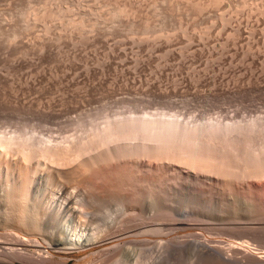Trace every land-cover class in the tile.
<instances>
[{
  "label": "rangeland",
  "instance_id": "374dc122",
  "mask_svg": "<svg viewBox=\"0 0 264 264\" xmlns=\"http://www.w3.org/2000/svg\"><path fill=\"white\" fill-rule=\"evenodd\" d=\"M43 111L61 118H47L51 123L39 116ZM104 112L162 113L197 125L256 123L260 136L249 144L263 150L264 0H0V133L37 138L69 118ZM7 158L0 168L3 247L17 236L70 246L49 249L41 258L28 248L21 254H29L28 262L35 256L44 258L39 264H264L257 258L264 256V177L235 179L193 168L196 173L172 174L173 168L189 167L144 158L150 183L138 200L142 231L123 223L127 202L113 199L93 210L87 205L84 219L83 207L66 212L55 181L39 179L31 206L41 225L31 232L18 222L19 206L12 200L22 177L15 160ZM135 230L142 239L136 245L127 237ZM106 235L114 241L78 249ZM245 244L251 255L244 253ZM17 258L14 263L23 264Z\"/></svg>",
  "mask_w": 264,
  "mask_h": 264
},
{
  "label": "bare ground",
  "instance_id": "6f19581e",
  "mask_svg": "<svg viewBox=\"0 0 264 264\" xmlns=\"http://www.w3.org/2000/svg\"><path fill=\"white\" fill-rule=\"evenodd\" d=\"M74 112H75V109H72L70 111V113H74ZM104 113L105 114L88 113V114H83L78 118L68 117L69 119L66 117L68 119L67 121H65L66 119L64 118L65 120L64 119L62 120H64L65 122H62V124L59 122V126H57L58 124H56V126L58 127V129L55 127V130L57 129L56 131H54L53 128L49 129V130H52L51 133H49L51 135H45L39 132L41 135L38 136L37 138H35L37 136L36 135L37 133L33 137H31L32 136L31 133H30L31 136H24L26 135V133L22 136L17 135V133L14 134V132L13 133L9 132L5 134H3V132H1L2 134L0 133V168L3 166L4 163L7 164V162H4V159L7 157L8 158L6 160H10L9 157H11L13 158V161L15 160L16 165L19 166V170H20L19 172L21 174V176L20 174L19 176L22 177V181L20 180L22 182V187L16 191L17 192V195L15 194L16 196L12 194L14 195L12 201L14 204L16 203L19 206L18 208V206L16 205V207L20 210L18 212L21 214V220H18V222L20 221L25 226H27L29 231L39 230L40 225H41L39 223V221L41 220H38L37 218V216L39 217L40 214L35 215L36 213L33 212V209L31 206V203H32L31 191L34 186V182L39 179H44L46 181H52V180L55 181V183L57 184L56 186L60 188L59 192H62V194L65 195L64 196L65 202L63 205L65 208L63 206L62 208H64L66 212L69 213V212H72L73 210L77 211L78 208L83 207L84 209L83 208L80 209L82 210V213H81L82 217H84L83 216L84 212L87 209L85 206L87 205H88V209L90 207V209L93 210L92 208L96 209L98 206H100V204L108 202L113 199L124 201V203L127 202L129 204V207L127 210L129 212L124 217L126 220H123L124 218L122 219L124 221L123 223H126V225L129 224L131 227L133 225V228L134 229L136 228L138 230L141 227L140 225L141 219H139L140 214L138 210V207H139L138 200L139 198H142V196L144 195L143 194L144 185L148 184L147 182H149V180L146 177L147 170L145 171V169L149 168L150 165L142 163L147 160V159L143 160L144 158H149L152 161L154 159L156 160L157 159L158 160L168 159L170 160V162L175 161V163L177 161L178 163L180 162L181 164L186 165L191 169L192 168L196 169V171L198 172L200 171L201 173L206 172L207 174L208 172H210L216 175L222 174L223 176H226V177L232 176V178L234 177L235 179L240 178V177L241 179L242 177L248 178V179L249 178L259 179L261 177H264V149L255 150L252 147L253 145L250 147V144H249L250 139L252 137L254 139V136L257 137L258 134L260 133V131L258 133V131L256 130L258 129L256 128V123L253 125H246V126L239 124V123H234V124H224L223 123L222 124L221 122H211L208 124L197 125L195 122L194 123L193 122H181L180 119L178 120L177 117L175 116H167L166 114L163 115L162 113L161 114L144 113L143 115H135V113H133L132 115H125L124 113L121 114L119 112H115V113L112 112V114H106V112ZM39 116H41L43 119H46L47 121L52 120V119H47V118H56L54 121L59 120L61 118L58 116L57 118L55 114L46 113L45 111H43L42 114H39ZM51 123H54V122H51ZM45 126L46 125H44V127ZM19 129H21V127ZM55 134L57 136H55ZM245 145H247L246 146L247 149L244 147ZM242 147L246 149V153L242 151L244 154L238 153L239 151H241V149L239 150V148H242ZM259 147H260V144H259ZM152 161L150 163L153 164L154 161L153 162ZM176 168L172 169V172H173L172 174L177 173L179 175H184V174H188L190 171L195 172V170L193 169L191 170L189 168L183 167V169L179 171ZM143 172L146 173V175ZM148 175L150 176L151 174H148ZM158 176H160V174ZM156 179L158 180V182L160 181V183H162L161 177H157ZM152 180L151 182H153ZM168 185H170V183ZM79 196L80 197L82 196L84 198L86 202L85 204L82 203V200H81L83 199L82 197L81 199L78 198L79 200L77 199V197ZM62 201L63 199L61 200V202ZM4 213L6 214V212ZM81 215L79 216L80 218H81ZM95 215L92 216L93 219ZM52 216H53V213H52ZM55 216L57 215L55 214ZM87 220H88V217H87ZM121 223L122 222L118 224L121 225ZM142 223L144 224V222ZM83 226H85V224ZM6 227L7 226L5 225L4 229H7ZM120 227L118 229H120ZM126 228H128V226ZM126 228L125 230L124 229L122 230H124V232H128L129 229L127 230ZM13 229L15 230V227ZM19 229H23V228L21 227ZM184 229H186V227ZM187 229H189V227H187ZM11 231H12V228H11ZM34 231H31V232H34ZM192 231H193V228H192ZM31 232H28V234ZM135 232L136 230L134 231V234ZM117 233L115 237L118 236ZM119 233H121V231ZM195 233L196 232L194 233L190 232L191 234L190 236L192 237V234L196 236ZM114 234L115 233H113L112 236H114ZM134 234L133 235L129 234V236L127 237H131V239H129L131 243L135 245L140 244L142 242V239L138 238V235L139 234L141 235V233H139L138 235L137 234L134 235ZM6 235L8 236L9 234H6ZM14 235L13 236L11 235L12 239ZM27 235L24 237L29 236ZM35 235H36V232L34 236ZM106 236L104 238L102 237V239L97 240L95 242H92L93 240L91 242H85V243L81 242L82 243L81 246H79V248L77 246L76 247L80 250H84L86 248L95 246L97 242H100L102 240H106V239L113 240L114 239L112 236L110 238L109 236L108 238ZM18 237L19 236L16 237L17 239H15L14 237V241L12 243L10 241L11 240L10 238H9L10 240L7 239L8 241H10V244L6 241L9 246L8 248H6L5 246L3 247V245L1 244L2 241L0 240L1 241L0 249H2V251L5 250L3 252L4 254L1 253L2 251L0 252V264H15L14 263L15 258L17 257L23 258V255L21 254L26 253L24 251H26L28 248L29 249L31 248L34 252L39 254L40 258L42 257L43 254H46L49 249H57V250L70 249L69 248L70 246L66 248L65 244L63 242L61 243L59 240H53V242H51L50 244H47L46 242H44L45 244H47L46 246H44V243L42 245L39 242L37 243L36 241L35 242L32 241L31 239H26V238L20 239V237L19 238ZM124 238H126V236H124ZM124 238L122 237L121 239H124ZM126 243H128L127 240H126ZM199 243L197 242V244ZM3 244H5L4 241H3ZM208 244L210 246V243ZM119 245L118 247H120ZM249 249L250 247L248 246L244 253H248L249 255H251L250 254L251 251ZM28 252H30V250H28ZM212 252H213V249H212ZM36 253H31L30 256ZM27 255L29 256V254L27 253L25 254L24 258L27 257ZM12 256H15L14 259ZM19 258H17L16 261L17 260L19 261ZM34 258L35 256L33 257V260ZM40 258H38V260ZM225 258H227V256ZM257 258L260 259L261 261L264 260V256L259 255V254ZM29 260L30 261L28 262V258H27L26 264H31V261H33L31 258ZM35 260L37 261L36 264H39V262L41 261V260L38 261L37 259ZM23 261H20V262L24 264Z\"/></svg>",
  "mask_w": 264,
  "mask_h": 264
}]
</instances>
